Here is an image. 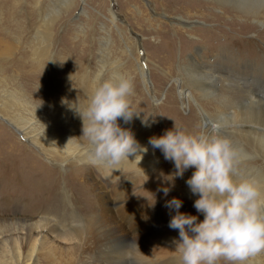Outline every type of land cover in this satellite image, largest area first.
<instances>
[{
  "label": "rangeland",
  "instance_id": "374dc122",
  "mask_svg": "<svg viewBox=\"0 0 264 264\" xmlns=\"http://www.w3.org/2000/svg\"><path fill=\"white\" fill-rule=\"evenodd\" d=\"M10 1L19 34H29L19 45L21 53L31 56L43 47L38 38L48 40L46 73L73 72L81 80L83 92L81 90L75 101L72 98L67 101L58 93L56 98L41 101L42 91L52 94L53 86L43 90L40 84L18 76L25 91L31 90L28 93L34 97L26 101L25 108H20L17 102L3 95L12 87L0 85V232L13 230L16 219L53 216L57 220V215L48 214L46 210L56 204L64 192H68L79 216H84L87 198L112 209L108 204L109 183L100 166L51 156L44 144L35 146L18 131L29 125L41 136L46 132L42 143L53 138L55 134L51 130L59 114L69 105L78 106L81 111L86 108L92 78L98 71H102L106 79L118 74L132 81L129 102L134 115L130 122L124 121L123 128L130 131L135 140L148 144L158 163L162 153L149 144L151 137L163 135L173 129L174 124L186 131H190L189 127L199 131L206 128L204 120L217 121L221 111L219 100L224 95L236 89L245 91L250 85L249 72L259 71L262 73L259 77L264 79V12H260L256 20L230 22L231 13L240 18L244 13L217 0H0L2 9L5 10ZM201 3H208L211 8L208 10ZM111 15L115 24L110 21ZM35 36L37 41L33 39ZM221 47L226 52L219 53ZM195 51L207 66L218 70L220 79L211 83L202 78L201 89L190 88L191 95L187 96L184 91L189 87L191 75L183 66L188 67L191 57L197 60ZM252 97L255 99H244L246 102L241 105L249 106L247 101L259 104L258 99L264 100L260 94ZM263 103L249 108L255 106V110L263 113ZM73 113L68 139L74 144L89 146L88 139L82 136V120ZM33 135L35 133L31 137ZM255 157L256 166L264 172V162L258 154ZM127 174L136 175L133 170ZM174 174L172 168L168 179L174 178ZM163 178L156 176L134 185L130 192L132 200L126 201L124 210L115 218L121 227L131 229L132 238L138 235L147 208H166V203L172 200H169L172 188ZM123 185L121 183L118 194L125 189ZM165 188L169 189L167 195ZM155 227L151 233L161 231L164 224L156 223ZM12 243L7 240L4 245L11 249ZM131 244L128 256L135 264H147L135 257ZM4 249H0V255ZM157 257L156 264L169 263L165 257Z\"/></svg>",
  "mask_w": 264,
  "mask_h": 264
},
{
  "label": "bare ground",
  "instance_id": "6f19581e",
  "mask_svg": "<svg viewBox=\"0 0 264 264\" xmlns=\"http://www.w3.org/2000/svg\"><path fill=\"white\" fill-rule=\"evenodd\" d=\"M10 2L5 10L0 5V85L1 87H12L11 91H6L3 95L17 102L20 108H25L27 106L26 101H32L34 97L31 98L28 93L31 90L26 92L18 80V76H22L28 78L29 81H34L33 83L40 84L43 90L53 86L52 94L42 91L44 100L42 98L41 101L56 98L57 95L55 94L57 93L64 96L67 101L71 98L77 100L83 90L81 89V80H78L76 74L68 72L53 75L47 74L45 71L50 48L48 40L38 38L43 47L39 51L31 53V56H28L25 52L21 53L19 45L29 38V34H19L18 26L14 23L15 9L12 1ZM217 2L232 5L237 8L236 10L244 13V16L240 18L236 13L230 12V15H232L230 16V22L256 20L264 12V0H217ZM201 4L207 7L208 10L211 8L208 3ZM222 14H224L223 11ZM111 17L112 20L110 21L115 24V19L112 15ZM221 18L224 17L221 16ZM7 23L8 26H6ZM8 27H11V29ZM15 30H17L16 33ZM33 39L36 40V36ZM220 49L219 53L226 52L222 47ZM194 56L197 60L191 57L188 60V67L183 66L186 70H190L191 75H188L190 81L187 86L189 87L184 91L187 96L191 95L190 88L201 89L202 83H200V80L202 78L211 83H216L220 79L217 76L218 70L207 66L205 60L196 51ZM57 68H60V66H57ZM139 69L142 72V69ZM249 73L250 85L248 87L246 84L243 86L244 88L247 87L245 91L236 89L234 93L228 92L227 95L220 97L219 106L221 111H219V115L217 114L215 123L206 119L204 120V127L206 128L199 131L195 129L196 127H189L190 131H184L193 135H210L213 132V125H219L216 133L227 138L237 152V163L232 172L233 179L237 181L249 180L264 189L263 168H258L254 161L257 158L255 157L256 154H258L264 162V112L259 113L254 109L256 105H261L260 102H264V100L258 99L259 104L247 101L248 104L250 103L249 106L244 105L245 107H243L241 105L244 99L249 98L252 100L254 98L252 95L260 94L264 98V79L259 77L261 73L259 71ZM252 104L256 105L249 108ZM70 108L68 107L59 116L57 115L58 117L53 122L51 130L55 136L44 143H42V139L46 132H43V136H41L42 134L36 133V130L29 125L27 128L25 126L20 127L18 131L23 133L26 140H30L35 146L39 143L44 144L45 150H48L52 154L51 156H60V159L61 157L74 158L77 159V162H91L89 146L83 147L68 139L67 130L71 125L72 116L75 114L73 108L69 110ZM203 117L205 116L203 115ZM116 123L121 129H124L125 122L122 118H118ZM33 133L35 135L31 137ZM137 143L142 148L147 149L146 152L140 153L142 159L138 165L137 161L140 157L137 156L135 159L134 156H130L129 160L133 161L123 164L121 171L111 172L101 166L99 167L100 171L105 172L109 183L111 198L108 200V204L112 207L111 210L95 202L94 199L87 198L84 216H79L78 212L75 211V207L72 206V200L67 196L68 192L67 194L64 192L56 204L53 203L46 210L48 214L57 215V220H54L53 216H42L35 220L16 219L13 230L6 233L0 232V249L5 247L2 255H0V264H40L41 262H44V264H135L136 261L134 260V262L128 256V248L131 243L136 252L135 257L147 264H156L158 257L160 260V256L157 257V255L168 259V264H177V254L173 241L179 239V234L178 230L168 227L171 216L175 214L173 209L155 206L147 208L138 235L134 238L130 235L131 229L126 230L121 227L115 221V218L120 215L126 201L132 200L130 192L134 185L143 181H151L149 179L159 176L164 177L166 185L172 188L169 200L178 198L182 201L179 211L193 215L197 217V222H202L203 214L197 212L193 206L198 196L193 195L186 184L187 179L191 177L195 169L189 167L184 171L182 177L174 174L175 177L169 180L167 176L170 170L173 168L176 171L174 163L165 160L163 154L158 163L157 158H153L154 156L148 144L139 140ZM130 170H133L136 175L127 174ZM121 183L124 184L125 189L121 194H118ZM58 204H60V207L57 206ZM156 223H162L164 227L159 232L151 233L150 230L156 226ZM7 240L13 242L11 249L4 245ZM218 264H230V262L221 259ZM245 264H264V252L249 257Z\"/></svg>",
  "mask_w": 264,
  "mask_h": 264
},
{
  "label": "clouds",
  "instance_id": "9594fccd",
  "mask_svg": "<svg viewBox=\"0 0 264 264\" xmlns=\"http://www.w3.org/2000/svg\"><path fill=\"white\" fill-rule=\"evenodd\" d=\"M132 93V81L124 75L106 79L98 71L92 78L86 108L81 111L70 106L82 120V136L89 141L93 165L121 171L123 164L133 161L130 156L140 157L138 165L140 153L147 151L116 123L118 118L126 123L132 120ZM218 127L213 125L210 135H193L174 124L163 135L149 139L165 160L174 163L176 176L182 177L189 167L195 169L186 184L198 196L193 206L203 214V221L180 212L178 198L166 203L175 212L168 227L179 234L173 241L177 264H218L221 259L245 264L249 257L264 252V189L249 180L233 179L237 152L227 138L216 133ZM163 191L167 195L169 189Z\"/></svg>",
  "mask_w": 264,
  "mask_h": 264
}]
</instances>
